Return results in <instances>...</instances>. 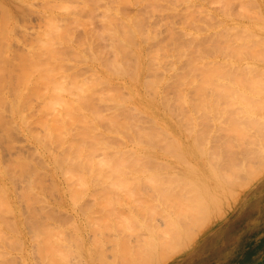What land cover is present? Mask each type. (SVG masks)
Wrapping results in <instances>:
<instances>
[{
    "label": "bare ground",
    "instance_id": "obj_1",
    "mask_svg": "<svg viewBox=\"0 0 264 264\" xmlns=\"http://www.w3.org/2000/svg\"><path fill=\"white\" fill-rule=\"evenodd\" d=\"M141 2L142 0H139V3ZM187 2L183 29L192 35L191 41L186 45L176 46L158 41L156 45L149 46L148 50L144 48L143 42L146 43L147 34L151 29L150 35H158L156 25L151 24L146 29L141 24L140 15L125 16L120 12V8H109L105 13L107 31H104L107 32L106 35L111 34L110 39L115 49L114 58H107L102 49L92 46L91 43L89 47L91 55L81 51L82 48L74 47L71 41L75 35V28L59 21L54 10L56 8H50L44 14L45 26L36 30L35 41L28 43L24 51L19 53L17 77L8 79L7 71H10L11 64L5 61L4 56L11 46H6L4 40L15 27L14 10L7 5V1H0V137L1 132L16 126L22 130L27 129L30 140L35 144L34 152L29 155L19 153L20 155L17 154L18 156L8 163L2 162L0 151V264L18 262H15L14 252L19 248L29 252L43 251L49 258L43 260L51 262L49 264H169L177 257L176 254L187 251L212 224L227 213L225 203L230 194L233 196L238 194L240 189L251 185L264 173V152L259 154L261 149L258 156L260 155L262 163L256 166L252 162L254 144L259 140L262 143L264 138L260 136L261 128L264 126L262 68L264 65L250 58H253L257 50L255 43L262 36L258 31L264 30V0H187ZM235 4L238 6L236 10ZM197 10L204 12L202 25L195 16ZM216 18L220 20L213 23ZM82 19L79 18L78 21ZM175 26L174 23H169L168 29ZM98 35L102 38L105 36L101 32ZM204 38L207 40L201 43ZM85 44L86 42H82L81 45L85 47ZM253 45L255 49L251 50ZM69 47L76 51L78 57H84L86 62L92 64L93 73L90 78L69 72L71 58L63 53ZM225 53L229 55L227 59ZM178 62L181 65H178ZM103 65L106 69L101 68ZM149 73L153 76L150 77ZM100 82H104L106 86L98 88ZM248 84L260 86L251 88ZM8 87L13 88L12 93L7 91ZM125 87L130 90L125 91ZM193 93H197L199 97L194 98ZM7 100H11V106L13 105L9 108H12V121L6 118ZM35 100L39 102L36 103ZM100 104L107 106L103 109ZM192 105L200 107L201 116L193 111ZM174 106H179L183 114L177 110L176 113ZM176 119H181L188 128L187 132L173 126L171 129H165L168 137H173L176 146L173 154L175 157L167 161L163 167L167 171L166 175L170 173L171 179L168 177L170 181L155 186L159 183L157 179L160 171L157 175L151 174L155 179L149 175L151 181L142 173L120 174L118 170L129 169V163L127 160L116 162L117 157H124L126 153L129 154L127 156H131L135 149L127 148L126 142L129 138H132L133 142L137 139L142 142L143 138V143L148 139L155 144L150 145L156 148L155 139L159 142L163 138L162 132L157 128L147 130L150 128L149 123L159 121L169 123L177 121ZM186 120L192 121L193 125L189 127L190 123ZM32 123H37L41 131L33 129ZM200 124L205 126L201 127V131L198 127ZM157 137H160L159 140ZM244 149L246 160H241L239 153ZM143 152H139L140 158ZM135 154L138 155L134 151L133 157ZM137 155L139 162L141 159ZM159 156L158 153H150L148 156L144 155V158L152 161ZM132 161L128 159L129 167L134 164ZM137 162L135 166L138 165ZM140 163L137 167L146 171L143 170L145 167L140 168V165L143 166L142 160ZM46 165L50 166L53 176V185L50 186H45L44 183L43 171ZM112 172L113 179H110ZM98 173L102 176L98 177L100 175ZM91 176H96L93 178L94 183H101L103 194L104 189L109 190L121 184L122 187H118L126 188L123 189L125 196L129 193L137 197L136 194L142 193V197L138 196L137 199L133 197L134 204V201L132 203L123 201L124 205H118L120 206L118 210L114 201L117 199L116 201L121 203L120 200L123 199L120 194L119 197L117 192L110 196L104 195V199L98 201L101 202L99 205L103 204V208L115 205L113 208L115 218L121 220H116L117 227H114L116 225H112L109 219L113 210L107 211L106 213L111 214L102 220L105 222L109 219L106 223L109 222L114 229L110 227L109 231V226L105 227L102 231L105 234L93 229L95 230L93 237L88 238L83 235L84 231L79 228L80 224L77 226L78 224L74 223L76 221H72L74 223L72 226L76 225V231L72 229L70 231L72 230V234L80 235L78 242L81 252L78 253L80 255L77 261L73 259L76 262L72 263L69 260L65 262L53 254L57 252L62 257L65 254H72V244L67 242V236L65 238L67 229L64 228L59 232L62 234L60 245H55L56 241L51 244L40 242V236L41 239L43 236L41 232L42 235L33 236L39 238L36 245L32 243L38 246V250L34 249L33 245L31 249V243L26 239L29 237V227L31 230L34 222L38 224V220L35 219L45 217V220L52 215L51 217L58 220L52 211L51 215L48 213L52 205L47 203L49 189L57 190L56 194L59 195L58 190L66 187H70V190L83 188L93 181L92 178L88 180ZM16 177H26L20 197L13 189ZM124 181L130 184L150 181V185L146 184L150 191L143 188L145 185L137 186L134 183L137 187L134 193V189L125 186ZM132 184L131 187L134 188ZM139 186H142L141 189ZM117 189L115 190L119 191ZM142 189L144 192L147 191L146 194ZM94 192L95 190L92 194ZM71 193L70 196H74L75 200L76 191ZM97 193L100 192L96 190V195ZM112 195H116L117 198ZM52 197L54 200L55 195ZM96 197L92 196V199ZM107 197L111 199L107 201ZM138 199H141V202ZM23 200L26 202V210L21 206ZM59 200L61 201V199L57 201ZM87 200L89 205L86 202L85 207L84 204L80 205L81 210L86 211L93 202L95 203L94 200L92 203L91 199ZM103 200L108 204L102 203ZM111 201L113 203H110ZM96 209L95 214L91 213V209L86 216L87 219L91 217V220L92 214L94 216L99 213L100 209L97 207L95 211ZM62 211L64 209L59 212ZM68 213L71 219L72 216L70 212ZM102 213V216H106L105 212ZM99 216L101 215L94 216L92 221L95 219L96 223L101 224ZM49 223L40 229L50 230ZM41 224L44 225L43 222ZM34 229L33 226L32 232ZM56 229H59L58 226H54V231ZM107 231L111 233L106 236ZM57 233H53L54 236ZM75 234L74 236H77ZM51 236L46 237L51 239ZM40 260L42 259L36 263ZM31 261L27 256H22L21 264H32ZM261 264H264V261Z\"/></svg>",
    "mask_w": 264,
    "mask_h": 264
},
{
    "label": "rangeland",
    "instance_id": "obj_2",
    "mask_svg": "<svg viewBox=\"0 0 264 264\" xmlns=\"http://www.w3.org/2000/svg\"><path fill=\"white\" fill-rule=\"evenodd\" d=\"M0 1H2V0H0ZM5 1L8 2L7 5H10L13 8V10H14L13 21H15V27H14L13 31L10 34H8L6 36V38H5V40H4V43H5L6 46H9V45L11 46V49L7 53L5 52V56H4L5 57V61H7L8 63L11 64V67L9 69L10 71L9 72L7 71V73H8L7 74V78L8 79H15L17 77L18 69H19L18 68L19 66L17 64V62L19 60V57H18L19 56V53H21V52L24 51V49L26 48V46H27L28 43H31V42L35 41V39L37 38V34H36L37 31L36 30L42 29L43 26H45L44 14L50 8H56L54 10H55V13L57 14V18H58L59 21L61 20L64 24L71 25V26H73L75 28V35L73 37V41H71V42L73 43V46L74 47L82 48L81 51H85L87 53V55H91V53H92L91 49L89 48L90 47V43H91V44H93L92 46H94V47H96L98 49H102L103 52H104V54H105V56L107 58H114L115 57V49L112 46V43H113L112 42V39H110L111 38V34H108V35H110V37H108V35H106V33H107L106 32L107 31V29H106L107 28L106 27L107 21H106V18H105V13L111 7H116L117 9L120 8V12H122L125 16H129V15L130 16H132V15H136L137 16V15H140L141 16V20H142L141 24L146 29L149 28L151 26V24L156 25L157 30H158V32H157L158 35L157 36L150 35L152 33V29H151L148 32V34H147L146 41H145L146 43L143 42V46H144V48L146 50H148L147 48H149V46L156 45L155 43H157L158 41H162L163 43H168L171 46H173V45L176 46V45H186L192 39V35L189 34V33H187L183 29V26H184V24L186 22L184 13H185L186 7L188 5L187 0H154V1L153 0H142L141 3H139V0H5ZM199 1H201V0H199ZM237 7H238L237 4H235L234 9L236 10ZM203 15H204V12H201L199 10L196 11L195 16L200 21L201 25L203 23L202 22ZM79 18H81V19L83 18L82 21L84 23H82V21H78ZM219 20H220V18H216V20H213V23L214 22H217ZM169 23H174L176 26L173 27V28H171V29H168V24ZM104 30H106V31H104ZM99 32L104 33L105 36L103 35V38L100 37L99 35H101V34L98 35ZM258 32L262 35L261 37H259L260 40L255 43V47H256V49L259 52L256 50L257 53L255 52L256 54L255 53L253 54V58L252 57H250V58L253 61H256V62L264 65V60L263 59L261 60V58H264V30H259ZM206 40H207V38L206 39L204 38L200 42L202 43L203 41H206ZM82 42H86L85 47L81 45ZM255 47L253 45L252 48H250V49L251 50H254ZM237 48H239V46H237ZM75 52L76 51L74 49H72L71 47L66 48L65 51L63 52L66 56H68L69 58H71V62H70V66L71 67H69V69H70L69 72L72 73L73 75H78V76L83 77V78H87V77L90 78L91 75H92V73H93L92 64L86 62V60L84 59V57H78V54H76ZM225 55H226V59H227V56H229L228 53H225ZM255 56H259L260 58L259 57H255ZM7 62H5V63H7ZM8 63L6 65H8ZM105 64H107V63H105ZM179 64L181 65L180 62H178V65ZM104 66L105 65L101 66V68L102 69H106ZM260 67H261V65H260ZM8 68H7V70H8ZM262 68L264 69V66ZM244 70H246V69H243V71ZM259 71H260V69H259ZM256 73H258V71ZM149 76L151 77V76H153V74L152 73H149ZM244 80L246 81L245 78H244ZM98 84H99V85H97L98 88H103V87L106 86V84L104 82H100ZM252 86L253 87H258L260 85L252 84V85H249L248 87L253 88ZM261 86H263L262 85V82H261ZM126 89L128 91L130 90V88L125 87L124 90L127 91ZM7 91L9 93H12L13 88L12 87H8L7 88ZM192 96L194 98H198L199 97L197 93H193ZM10 101L11 100H7V104L8 105L6 104L7 105V108H6L5 111H6V118L9 121H12L13 120V116H12V112H11L12 111V108L11 109H9V108L12 107L13 105L11 106L12 103ZM35 102L38 103L39 101L38 100H35ZM102 104L104 105V103H102ZM103 105H101V106H103ZM106 106L105 107L103 106L104 107L103 109H105ZM174 107H176V109H174ZM174 107H173V109H174L175 112L177 110V112L182 113V109L179 106H174ZM194 107H197V108H194ZM198 107L199 106L192 105L193 111L197 115H200L201 116L202 115V111L200 110V107L199 108ZM174 111L172 110V112H174ZM32 112L33 111L31 110V113ZM202 118H203V116H202ZM202 118H200V119H202ZM176 120L177 121H175V122H169V123H165L164 121H159V122H156V123L155 122H151V123H149L150 128L149 127L147 128V124L145 125V128H147V130H152V128H153V130H156V128H157L159 131L162 132L161 135H162L163 138L160 135V137L162 139H160L159 142L154 138L155 139V142H156V146H155L156 148H153L152 147L155 144H152L148 139H145L144 140V143H143V138L141 139L142 142H139L140 140L137 139V138H135V139H137L136 142H135V140L133 142V139L132 138L131 139L129 138L130 140L128 139V141L126 142L127 148H130V147H132V149L135 148L134 151L136 153H138V155L135 154V157H133V155H134V151L133 150H132L133 153H132L131 156H127V155H129L127 153L125 154L130 161L133 160L132 162L134 164H131L130 165V167L132 166L131 169L129 167L130 162H128V159L126 158V156H124V157H117V161H116V158L114 159V161H116V162H119V161L120 162L121 161L123 162L124 160L125 161L127 160V163H129L128 164V168L129 169H126V170L125 169H119L118 170L119 172H121L120 174H125V172H126V175H128L129 173H131V174H134V173H139L140 174V173H142V175H144V177L148 176V179L147 180H150L151 181V179H149V177L151 176V178L155 179L154 177H152V175L153 174L154 175H157V173L160 171L158 173L160 175V176L158 175L160 177V180H159V177H158L157 180L159 181V183L158 184H155V186H157V185H163L164 183L170 181L171 175H170L169 172H168V175H166L167 174V171L163 167L165 166V163L167 161H169V160L171 161V159L175 157V155H173V154H174V149H176V146H175V142H173V137L170 136V138H169L168 135L165 133V131H167L165 129H167V128L171 129V126H173V127H177L179 129H182L183 132H187V128H188V126L186 128V124L184 126V124H183L184 122L182 123V120L181 119L180 120L176 119ZM186 122H187V120H186ZM188 122L190 123V124H188L189 127H190L191 124H192V121L191 122L188 121ZM200 123H202V122H200ZM154 124H156L157 126L159 125V126L158 127L157 126H154ZM198 127H199L200 131H201V127H204L205 128V126L204 125L201 126V124L198 125ZM32 128L35 129V130H37V131L38 130L41 131V128H40V126L37 123L36 124L35 123H32ZM261 132H262V134L260 136L263 138L264 137V126L261 128ZM153 137H156V136H153ZM159 138H158V140H159ZM186 138H189V137L186 136ZM129 141H131V143H129ZM151 141H152V139H151ZM256 143L257 144H254V149L252 150V155H253L252 162H254V164L256 166H259L262 163V161L259 159L260 158L259 157L260 155L258 156V152H259L260 149H261V152L259 154H262L264 152V138H263V142L262 143H260V140H259V142H256ZM144 145H146V146H144ZM159 147H160L161 150L159 149ZM139 148H141V150H139ZM145 148H146V150H144ZM142 149L145 152H143ZM130 150H131V148H130ZM157 150L160 153L159 152H155ZM0 151H1V160H2V162L3 163H8L9 161H12L11 159L14 158L19 153H21V154L24 153V154L29 155L30 153L34 152L35 151V144L30 140V138H29V131L27 129L22 130L19 127H16L15 126V127H10L8 130L1 132V137H0ZM146 151H148V152H146ZM127 152L129 153L128 150H127ZM139 152H143L144 153V154L142 153L141 158L139 157ZM149 152L151 154L158 153V155L160 154V156L157 157L155 160H152V161L151 160H148L149 158H147V157L144 158V155H147L148 156V154H150ZM239 154H241L240 157H239V159L246 160V150L245 149L242 150ZM136 155H137L138 158H140L142 160L143 166H141L142 165V163H140L141 160L139 162H137L139 159L137 160ZM146 160H147V162H146ZM136 162L138 163V165H139V163L141 164L140 165V168L142 167V169H143V167H145L143 170H146V171L149 170L148 171L149 173L146 172V171L140 170L139 167H137L138 165L135 166V163ZM144 163L145 164L147 163V166L148 167L145 166ZM149 166H151V167H149ZM132 169H133V171H132ZM134 169H136V171ZM137 169H139L141 172L139 170H137ZM129 170L132 171V172H130ZM43 172H44V177H45V182H44L45 183V186L53 185V176H52V173H51L52 171H51L50 166L48 167V165H46V167L44 168V171ZM107 173H109V172H107ZM99 174L100 173H98V175ZM110 174H111L110 175L111 178H110V176H109V178L110 179H113L112 178L113 177L112 176L113 172L110 173ZM115 174L116 173H114V175ZM100 176H102V175L100 174L98 177H100ZM119 176L121 177V175H119ZM17 177H16L15 183L13 184V189H15L16 194L20 197V194L22 196V191H23V189H22L23 186L22 185H23L26 177L25 178H17ZM95 177L96 176H93V177L91 176L90 178H88V180L91 179V178L93 179ZM105 177H107V175ZM263 177H264V173L261 174V175H259L258 178L251 185L247 186L246 188H242V190L240 189L238 194H235L234 196L232 194H230L229 199H227L226 200V203H225L226 204L225 205V209H226L227 213L230 210L233 209L235 203H237V201L243 196V194L246 191H248L250 188H252L255 184H257ZM132 179H134V178H132ZM145 180H146V178H145ZM146 182L147 181H145V183H143V184H142V181H138L137 183L136 182H131V184L133 183L132 185L134 186V188L131 187V184L129 182L128 183L125 182V186L127 185L128 188L134 189V193H135V189L137 188L136 187L137 184H139V185L142 184V186L145 185L143 188H148L149 189L148 185L146 186V184H148L149 182H147V183ZM156 182H154V183H156ZM98 183L99 182L94 183V179H93V181L89 185H87L86 187H83V188L82 187H77L76 189H73L72 188L70 190V187H66L63 190H58L59 193L58 192L57 193L59 195L56 194V191L57 190L49 189V191H48L49 194L47 193V201H48L47 203L48 204L51 203L52 205L50 206V205L47 204L48 206H50L49 207V210L48 209L47 210H48V213L50 215H51V211H52L53 212V215H55V217L57 216L58 220H56L54 217H51L52 215L49 216L50 218H48L47 217L48 214H46L47 215L46 217L48 219L46 218L44 220L45 217H43V218L39 217L38 219H35V221L38 220V224H37V222L36 223L34 222V224H33V222H31V224H33V225H32L31 230H30V227H29V237L26 239L28 241V243H31V245H30L31 246V249H33V246H35L36 243L39 240L42 243L48 242L49 244H51V242H53V241H56V243H54V242L53 243L55 245H60L61 235L62 234H60L59 232H61L62 228L67 229L66 230L67 231V234L65 235V238L67 236V238H66L68 240L67 242L70 243V244H72L71 245V249H72L73 252L70 250L72 254L69 252L71 255L65 254L64 257H62L61 254H59L57 252L56 253H53V254L56 257L59 256L58 258L60 260H64L65 262H68V260H69V262H72L73 263V261L75 259L77 261L78 255H80L78 253L81 252V247H80V242H78V236H80V235H77V234L74 233L75 235H77V236H74V234H72V232H71L72 230L73 231H76L75 230L76 229V227H75L76 225H73L72 226V224H74V223L76 224L77 223L78 224L77 226H79V224H80V227L79 228L80 229H83V231H84L83 235L86 236V237H88V238H92L93 237V234H94L93 232L95 230L98 231V232H100L102 234V233H104V232H102L104 230V228L107 227V226H109V231H110L111 225H110L109 222H108L109 225L106 223V221H109V219H111V221L113 222L112 223L110 221L112 225H116V222H117L116 220H119L118 217H117V219L115 218L116 215H115V211L113 210V208L115 207L116 204H117L116 207H118L117 209L119 210V207L120 206H118V205H120V204L122 205L124 203L123 201H125V202L130 201L132 203V201H134V199H137L138 196L142 197L141 196L142 193L141 194L140 193L139 194H136L137 197H135L134 194L132 196L127 191L126 192L129 195L127 194L125 196L124 195L125 194V191L124 190H126V188L125 189L124 188L121 189V188L118 187V186H121V184L118 185V186L115 185L116 188H115V186H113L115 189H117V187H118L119 189H117V190H119V191H116L115 189L114 190L113 189L110 190L111 188H113V187H111L110 189L108 188L109 190L104 189L105 190L104 191L105 194H103V193H101L103 191V189L101 187L102 185H101V183L100 184H98ZM134 183H136V185H134ZM151 184H152V182H151ZM15 185L17 186L16 188H15ZM149 185H150V183H149ZM142 186H139L140 188L139 187L138 188L141 189ZM152 186H154V185H152ZM79 188H81V189H79ZM77 189H79V192H78ZM151 189H153V188L151 187ZM66 190H68V191H66ZM94 190H95V192H94V194H92ZM96 190L98 192H100L99 194L97 193V195H96ZM122 190L124 192H122ZM73 191H76V193L78 192L77 194L76 193L74 194L76 196V199L75 200L73 199L74 196H70V193L71 192L73 193ZM106 191H108V192L106 193ZM139 191H137V192H139ZM142 191H143V189H142ZM142 191H140V192H142ZM149 191H150V189H149ZM132 192H133V190H132ZM146 192L147 191L145 190L144 193L146 194ZM53 194L55 195V197H54L55 199H57V200L58 199H61V201L60 200L57 201L55 199L53 200V197L51 198V196H53ZM110 194H113V195L114 194H117L118 197H119V194H120V196L122 197L123 200H120L121 203L117 202L116 201L117 199L115 201L112 200V201H114L116 203H114L115 204L114 207L113 206L110 207L109 205H107L108 203H106V202L111 199V197L113 196L112 195L111 197H109L110 199H108V197H107V199H108L107 201H105L106 198H105V200H103L102 203L105 202L106 205H107L106 208L105 207L103 208L102 207L103 204H102V206L99 205L101 202H98V201H101V199L104 197V195L110 196ZM92 196L94 198H95V196H97V197H96V199H92ZM117 196L115 195L113 197H116L117 198ZM121 197L119 199H121ZM133 197H134V199H133ZM127 198H129V200H127ZM130 198H131V200H130ZM143 198H144V196H143ZM15 199H17V198L15 197ZM87 199H89V200L91 199V203H92V200H94L95 203L93 202L92 203V206H89L90 209L87 207L88 210H86L85 208L84 209L86 211L81 210L80 208H82L81 206L83 204H84V207H85V202L87 203V201H88ZM138 200H140L139 202H141V199H138ZM138 200H136V201H138ZM62 201H64V202H62ZM75 201H76V203H74ZM112 201L110 203H113ZM139 202H136V203H139ZM22 203H21L22 208H25L24 210H26V202H24V200H23ZM134 203H135V201L133 202V204ZM100 206L104 210L103 209L101 210ZM97 207H98V210L100 209L101 212L98 211L99 213H97L96 215H94L95 217L96 216L98 217V215H101L99 217L102 220V218L108 217V215L111 214L112 210L114 212V216H112L113 215V212H112V215L109 216L110 217L109 219H107L105 222L102 220V223H101L102 225L100 223H96L95 222V219H94V222H93L92 221L93 220V217H94L93 214H95L97 212V209L95 211V208H97ZM39 208H40V206H39ZM39 208L37 207V209H39ZM57 208H58V210H57ZM63 209H64V211H67V213L70 212V214L72 216L71 219L69 218L70 217L68 215L69 213L67 214L64 211L59 212L60 210H63ZM91 209H92V211H91ZM90 211H91V213H93L91 215L92 216V219L91 220H90L91 217L90 218L88 217V219L91 221V223H90V221H88V219L86 217L87 214ZM107 211H111V212L110 213L108 212L109 213L108 214V213H106ZM102 212H105L104 215H106V216H102V214H103ZM83 214H84V216H83ZM72 221H76V222L72 223ZM97 221H98V219H97ZM119 221H121V220H119ZM119 221H118V223H119ZM41 222H43L44 225H42ZM52 222L54 224H52ZM47 223H49L51 225L49 227V224H48V227H49L50 230H48V229L47 230L40 229V228H45V226L47 225ZM33 226L35 228L34 229V232H32L33 231L32 230L33 229ZM54 226H58L59 229H56L57 231L56 230L54 231ZM59 226H61V227H59ZM69 226H71V227H69ZM114 227H117V225L114 226ZM114 227H111V229L112 228L114 229ZM101 228H103V229H101ZM70 229H72V230L70 231ZM91 229L92 230L95 229V230L92 231ZM89 230H91V231L89 232ZM48 231H51L52 233L51 232L48 233ZM41 232H43L42 234H43V236H45V238H43V236H42V239H41V236H40V239L38 237H33L34 234H36L38 236L39 235H42ZM53 233H57L56 236H54ZM62 233H64V230H63ZM110 233L111 232H108L107 231L106 232V236L108 234H110ZM51 235H53V236H51ZM46 236H51L52 238L50 237L51 239H49ZM32 238H34V239H32ZM37 238L39 240H37ZM79 238L81 239V237H79ZM33 242L35 243V245L32 244ZM50 246H52V245H50ZM75 248H77V249H75ZM34 249H37L38 250V246H35ZM73 249H75V250H73ZM38 251H39L38 253L37 252H34V251H31V250L29 252V250H24L22 248H19L18 250H16L14 252V255H16V256H14V257H16V258H14L15 259V262L18 261L15 264H21L22 256H27L30 259V261L32 260L31 261L32 264H37L38 262L36 263V261H38L39 259H42V260H40L38 264H40V262L42 264H45V263L46 264H49V263H51L49 261L48 262L47 261H44L45 258L47 260L49 258L46 257L43 254V251L42 252H40V250H38ZM180 253H178L176 255L178 256V255H180ZM73 254H74V257H73ZM38 255L39 256H42L43 255V256L42 257H39ZM43 258H44V260H43ZM76 261H74V262H76ZM85 263H87V261Z\"/></svg>",
    "mask_w": 264,
    "mask_h": 264
},
{
    "label": "crops",
    "instance_id": "obj_3",
    "mask_svg": "<svg viewBox=\"0 0 264 264\" xmlns=\"http://www.w3.org/2000/svg\"><path fill=\"white\" fill-rule=\"evenodd\" d=\"M263 261L264 177L169 264H261Z\"/></svg>",
    "mask_w": 264,
    "mask_h": 264
}]
</instances>
